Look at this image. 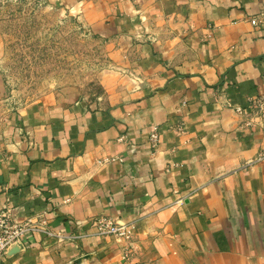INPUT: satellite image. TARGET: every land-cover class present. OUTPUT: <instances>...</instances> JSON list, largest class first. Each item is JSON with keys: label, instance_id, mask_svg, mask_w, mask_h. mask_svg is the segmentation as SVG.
<instances>
[{"label": "crops", "instance_id": "crops-1", "mask_svg": "<svg viewBox=\"0 0 264 264\" xmlns=\"http://www.w3.org/2000/svg\"><path fill=\"white\" fill-rule=\"evenodd\" d=\"M61 1L115 54L19 105L0 64V212L36 228L4 264H264V0Z\"/></svg>", "mask_w": 264, "mask_h": 264}, {"label": "rangeland", "instance_id": "rangeland-1", "mask_svg": "<svg viewBox=\"0 0 264 264\" xmlns=\"http://www.w3.org/2000/svg\"><path fill=\"white\" fill-rule=\"evenodd\" d=\"M88 23L61 0H0V64L16 105L69 87L103 94L115 52Z\"/></svg>", "mask_w": 264, "mask_h": 264}, {"label": "built area", "instance_id": "built-area-1", "mask_svg": "<svg viewBox=\"0 0 264 264\" xmlns=\"http://www.w3.org/2000/svg\"><path fill=\"white\" fill-rule=\"evenodd\" d=\"M256 25V22L253 23ZM257 105L259 112H264V97L253 100L252 105ZM240 114L244 113V109H237ZM122 141V140H121ZM149 142L151 148L155 151L159 146L158 128H153ZM258 161H264V149L261 150ZM94 228L101 238H112L121 245L124 257L129 251L131 243V226L123 224L111 217H99L95 220ZM32 221L18 223L15 221L10 210H2L0 212V264H4L3 257L6 251L12 246H17L18 250H23L22 239L31 230H35Z\"/></svg>", "mask_w": 264, "mask_h": 264}]
</instances>
